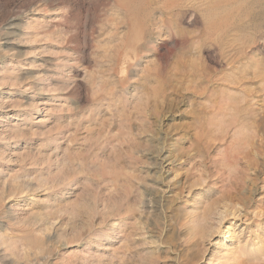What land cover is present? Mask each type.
Returning a JSON list of instances; mask_svg holds the SVG:
<instances>
[{
	"label": "rangeland",
	"instance_id": "1",
	"mask_svg": "<svg viewBox=\"0 0 264 264\" xmlns=\"http://www.w3.org/2000/svg\"><path fill=\"white\" fill-rule=\"evenodd\" d=\"M0 264H264V0H0Z\"/></svg>",
	"mask_w": 264,
	"mask_h": 264
}]
</instances>
